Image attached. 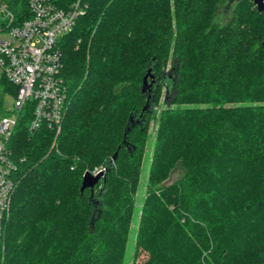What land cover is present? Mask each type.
<instances>
[{
    "label": "trees",
    "instance_id": "obj_1",
    "mask_svg": "<svg viewBox=\"0 0 264 264\" xmlns=\"http://www.w3.org/2000/svg\"><path fill=\"white\" fill-rule=\"evenodd\" d=\"M2 1L27 14L28 0ZM226 1H81L59 46L70 102L55 145L25 119L9 142L16 188L3 264H124L136 217L138 264H264V11L234 0L219 23ZM8 90L0 78V118ZM100 166L104 177L82 193Z\"/></svg>",
    "mask_w": 264,
    "mask_h": 264
},
{
    "label": "built area",
    "instance_id": "obj_2",
    "mask_svg": "<svg viewBox=\"0 0 264 264\" xmlns=\"http://www.w3.org/2000/svg\"><path fill=\"white\" fill-rule=\"evenodd\" d=\"M81 1L62 9L53 0H28L27 14H18L0 0V78L15 87L14 112L0 118V264L5 258L6 227L16 188V164L9 142L25 119L32 133L42 127L51 130L55 145L70 102L61 75L59 46L86 9Z\"/></svg>",
    "mask_w": 264,
    "mask_h": 264
},
{
    "label": "rangeland",
    "instance_id": "obj_3",
    "mask_svg": "<svg viewBox=\"0 0 264 264\" xmlns=\"http://www.w3.org/2000/svg\"><path fill=\"white\" fill-rule=\"evenodd\" d=\"M234 7H235L234 0L226 1L222 3L217 13V17H216L217 22L223 23L227 21L231 17L232 9ZM170 66L171 64H169L168 69H170ZM164 92L165 91L162 92V98L156 110L157 115L151 121L150 129L147 134V144H146V149H145V154H144V159H143V164H142V170H141L142 171L141 184L139 186L138 192L135 197L137 212L140 209L141 202L144 196V190H145V185H146V181H147V177L149 173V166L151 163L152 151H153V146H154L153 144H154L155 133H156V128H157V117H158V113L164 106V96H165ZM1 94L2 93L0 92V95ZM14 102H15V98H14L13 90H8L4 92L2 99H1V103H2L1 105H2V109L4 110L5 114L9 115L14 112ZM103 167L104 166L97 167L91 173H94L96 172V170L102 169ZM183 173H184V170L182 169V167L180 165L177 166L176 169L171 173L169 179L167 180V183L169 184V183L175 182L176 180L180 179L183 176ZM137 219L138 217H136V220L133 224V226L135 227L134 232H132V234L129 237L128 245L126 248L124 264H133V262H135V264H138L141 261L146 259V255L144 253H141L137 259H134L135 230L137 226Z\"/></svg>",
    "mask_w": 264,
    "mask_h": 264
},
{
    "label": "water",
    "instance_id": "obj_4",
    "mask_svg": "<svg viewBox=\"0 0 264 264\" xmlns=\"http://www.w3.org/2000/svg\"><path fill=\"white\" fill-rule=\"evenodd\" d=\"M255 6L257 7L258 12L264 11V0H253ZM149 73L144 78V84H148ZM147 106L143 109L145 111ZM117 154V153H116ZM116 155L114 156L113 160H115ZM105 170L100 171L98 174L94 175L93 173L87 171L83 177V183L81 187V192L83 193L86 189H94V187L99 183V181L104 177Z\"/></svg>",
    "mask_w": 264,
    "mask_h": 264
}]
</instances>
